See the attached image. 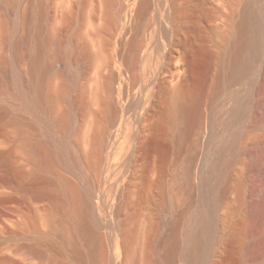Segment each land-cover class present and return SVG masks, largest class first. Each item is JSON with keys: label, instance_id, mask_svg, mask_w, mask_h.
<instances>
[{"label": "bare ground", "instance_id": "6f19581e", "mask_svg": "<svg viewBox=\"0 0 264 264\" xmlns=\"http://www.w3.org/2000/svg\"><path fill=\"white\" fill-rule=\"evenodd\" d=\"M24 1L0 0V97L17 100L36 119L10 121L35 163L32 194L52 200L47 222L55 219L56 208L69 218L59 229L71 257L84 264H215L216 256L228 255L230 237L224 227L235 212L231 207L226 215L219 211L230 205L233 167L241 161L245 264H264V146L248 149L245 134L235 129L244 110L252 118L264 113V0H224L229 12L202 0L204 18L224 16L226 27L197 25L200 53L188 54V63L177 68L174 60L183 54L173 46L180 10L175 0ZM217 37L219 48L212 52L217 64L207 96L211 128L202 139L200 62L206 45ZM158 103L165 104L159 115L166 122L182 124L175 137L179 148L194 129L200 134V142L179 160L174 186L162 180L163 126H141ZM6 115L1 106L0 120ZM37 122L46 134L42 139L33 138ZM141 135L146 138L144 158L156 156L157 191L149 195L143 188L134 199L128 179ZM6 144L0 142V163L13 153ZM199 144L198 189L191 175ZM205 156L206 168L201 166ZM76 169L79 175L87 173L86 190L65 174ZM49 170L58 178L49 177ZM23 176L19 169L18 177ZM52 183L60 188L57 195ZM170 202L183 209L155 245ZM148 204H154L156 220L144 225L139 212Z\"/></svg>", "mask_w": 264, "mask_h": 264}, {"label": "rangeland", "instance_id": "374dc122", "mask_svg": "<svg viewBox=\"0 0 264 264\" xmlns=\"http://www.w3.org/2000/svg\"><path fill=\"white\" fill-rule=\"evenodd\" d=\"M17 1H19V3L25 2L24 0ZM201 2L202 0H175L180 10L175 15L179 30L175 34L173 46L177 51H181L183 54L180 59L174 60L173 66L176 68L180 64L184 63L185 65V63H188V58L191 53H200L202 41L201 32H198L200 29H197V25L199 27L203 25L206 29L208 26H213L219 31L226 27V18L224 16L217 15V17H213L212 20H210V17L204 18L205 12L203 10L205 9L202 8ZM207 2L208 5L214 9L222 7L226 12L230 11V8L226 5L224 0H208ZM195 23L197 24L195 25ZM218 37L206 45L209 50H206L207 53L204 50L200 62L201 104L202 111L204 112L202 139L208 137L211 128L212 106L207 96L217 64V58L212 52L218 51L220 43ZM150 44L151 41L149 40L147 45ZM253 71V67L249 68L246 72V78L251 76ZM259 97H263V95L261 94ZM245 99L246 96H244V100ZM163 105L165 107L164 103H158L153 107L150 113L147 112V114L143 116L141 126L146 130L150 129L155 123H159L163 126L166 135L161 139L160 144L166 153V161L162 180L168 185L171 184L174 186L173 181L176 171L179 170V160L184 158L185 152L189 149V146L192 147L195 142H200V134H197V132H195L196 129H194L190 140L179 148L175 142V137L182 124L178 128L177 125L174 127L169 124V122H166L165 119L159 115L160 112L165 109ZM1 106L7 109V115L0 120V142L2 140L7 142L5 147L12 148L13 153L11 158L0 163V264H84L71 257L68 245L62 240L61 228L59 229V227L69 223L67 214L56 208L53 211V217H55V219H53L52 222H47L45 217L48 210L53 206L52 200L46 197L37 198L32 194V175L33 171H35V163L29 159L27 152L23 149L22 144L25 138L18 134V130L12 125L10 120L16 118L23 122L36 121L34 115L26 108L22 107L17 100L11 99L8 96L0 97V107ZM247 112L244 110L240 114L237 124H235V129L245 134V139H243V141L249 145L248 149L262 147L264 146V128L262 127V124H264V113L259 117L252 118ZM37 125V131L33 134V138L42 139L46 137L42 123L37 122ZM75 127L76 124L73 128ZM57 137L61 139L59 134ZM145 141L146 138L144 139L141 135L139 146L134 153V165L128 179L130 191L134 199L143 188L149 195H153L157 191V181L154 172L157 160L155 155H151L148 159L144 158L145 148L142 144ZM198 148L197 157L192 165L191 183L199 189L201 183L200 144ZM72 149L73 151L75 150L73 147ZM244 152L246 153L247 151ZM246 156L247 155H245V157ZM207 159L208 157L205 156L201 164L204 168L209 164ZM19 169L24 172V178L18 177ZM74 170H65V174H67L70 179L79 183L83 190H86L88 187L87 173L79 175L78 170L76 169L77 172ZM233 171L235 173V187L229 194L230 205L222 206L219 211L221 215H226L231 207L235 212L231 222L227 223L224 227V234L230 237V244L228 250H226L228 255L225 254V258L216 256L215 264H245L247 260L248 249L246 242L248 232L247 227L245 228L243 224L242 213L240 211L241 208L243 209L242 202L244 195L243 187L240 184V178L244 174V166L241 161L234 165ZM47 174L54 180L55 178L57 179L59 175V173L54 170H49ZM52 192L54 195L60 192V188L56 183H52ZM196 193L197 191L195 195H197ZM57 198L59 199V204H62L64 198H61V196ZM60 199L63 200L60 201ZM195 204L193 209L197 206V203ZM153 207L154 204H152L151 207L149 204L141 207L139 217L144 225L155 222L156 211L153 210ZM181 209H183L182 206L174 205V203L170 202V205L162 214V226L159 230H156L154 235L155 245L160 244L159 242L172 227L177 213ZM57 216L59 217L57 218ZM79 244L84 248V240L82 238H80ZM180 264H184V261L180 260Z\"/></svg>", "mask_w": 264, "mask_h": 264}]
</instances>
